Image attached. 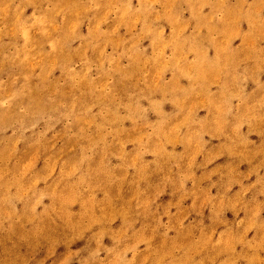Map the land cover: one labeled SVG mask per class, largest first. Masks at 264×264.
<instances>
[{"label":"rangeland","instance_id":"374dc122","mask_svg":"<svg viewBox=\"0 0 264 264\" xmlns=\"http://www.w3.org/2000/svg\"><path fill=\"white\" fill-rule=\"evenodd\" d=\"M0 264H264V0H0Z\"/></svg>","mask_w":264,"mask_h":264}]
</instances>
